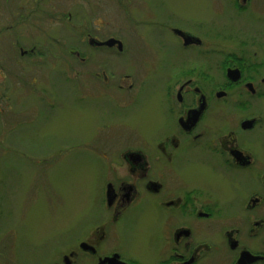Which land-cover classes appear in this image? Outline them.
Masks as SVG:
<instances>
[{"label":"flooded vegetation","instance_id":"obj_1","mask_svg":"<svg viewBox=\"0 0 264 264\" xmlns=\"http://www.w3.org/2000/svg\"><path fill=\"white\" fill-rule=\"evenodd\" d=\"M221 1L224 23L189 26L164 1L162 14L139 0H1L0 43L31 75L11 84L1 63L3 87L48 109L43 82L60 69L67 105L92 120L86 102L100 100L96 133L74 143L96 164L92 224L50 264H264V0ZM119 59L163 61L160 88Z\"/></svg>","mask_w":264,"mask_h":264},{"label":"rangeland","instance_id":"obj_2","mask_svg":"<svg viewBox=\"0 0 264 264\" xmlns=\"http://www.w3.org/2000/svg\"><path fill=\"white\" fill-rule=\"evenodd\" d=\"M139 1L140 6L150 12L160 11L156 7L164 1L165 13L174 12L179 25L185 20L189 26L200 23L205 26L209 18L216 25L226 21L225 13L218 15L217 12L221 0ZM1 10L0 0V26ZM162 35H166L165 32ZM140 50L146 52L148 48L143 46ZM119 60V69L135 78L142 70L149 71L145 90L160 88V64L163 61L134 60L130 69L129 64ZM1 63L11 70V84L16 83V77L26 87L31 84V75L18 74L15 58L8 47L0 43V94L8 104L4 108L0 104L3 114L0 115V264H50L61 256L66 245L72 243L73 231L86 229L92 224L86 208L97 186L96 164L90 159V152L83 150L90 149L87 143L81 142V147L74 143L92 138V132L96 133L94 124L98 118L94 110L100 100L89 99L86 102L92 120L86 116L85 109L67 105L70 95L63 86L60 69H57L43 82L53 100V107L50 105L44 109L34 97L20 98L19 87L17 91L3 87ZM151 70L153 77L150 76ZM76 73L73 71L71 76L79 79ZM86 82L90 83L88 77L83 78V83ZM90 84L94 86L93 82ZM103 119L109 121L108 118ZM90 140L93 141L90 142L92 146L99 144L103 147L105 144L101 143L112 145V141L104 142L106 139L100 137ZM123 147L125 144L117 148L111 146L112 150ZM224 260L227 262L226 257Z\"/></svg>","mask_w":264,"mask_h":264},{"label":"water","instance_id":"obj_3","mask_svg":"<svg viewBox=\"0 0 264 264\" xmlns=\"http://www.w3.org/2000/svg\"><path fill=\"white\" fill-rule=\"evenodd\" d=\"M256 260H258V259L252 257L250 254H244L241 256V259L239 260V264L254 262Z\"/></svg>","mask_w":264,"mask_h":264}]
</instances>
